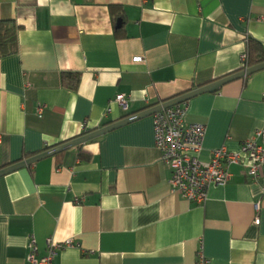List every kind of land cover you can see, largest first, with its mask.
<instances>
[{
  "label": "crops",
  "instance_id": "obj_1",
  "mask_svg": "<svg viewBox=\"0 0 264 264\" xmlns=\"http://www.w3.org/2000/svg\"><path fill=\"white\" fill-rule=\"evenodd\" d=\"M0 20L19 26L0 55V169L85 119L92 130L241 70L252 40L264 57V0H0ZM186 102L185 122L206 127L201 160L237 151L264 127V68ZM243 165L185 200L153 115L24 165L0 176V264H28L48 237L71 241L53 264H264V165L255 179Z\"/></svg>",
  "mask_w": 264,
  "mask_h": 264
},
{
  "label": "built area",
  "instance_id": "obj_2",
  "mask_svg": "<svg viewBox=\"0 0 264 264\" xmlns=\"http://www.w3.org/2000/svg\"><path fill=\"white\" fill-rule=\"evenodd\" d=\"M243 68L247 66V55L242 54ZM134 62L141 60L140 56L132 58ZM116 103L123 110L128 109L127 98L118 95ZM187 102L162 108L153 113L154 145L160 154V160L170 168L169 184L182 198L194 203H202L206 199L210 185H223L229 179L228 168L232 164H243L250 179L258 176L264 165V145L256 142V137L264 138V127L255 130L252 138L241 143L239 150L231 152L225 146L210 152L208 160H201L199 153L206 127L199 122H185L184 116ZM83 132L88 130L87 120L81 123ZM246 161V163H245ZM258 208V205H255ZM258 224L259 218L253 221ZM71 241L59 242L51 237L44 242V253L37 255V247L32 242L27 254L28 264H53V260L64 246H70ZM202 261V260H201Z\"/></svg>",
  "mask_w": 264,
  "mask_h": 264
},
{
  "label": "water",
  "instance_id": "obj_3",
  "mask_svg": "<svg viewBox=\"0 0 264 264\" xmlns=\"http://www.w3.org/2000/svg\"><path fill=\"white\" fill-rule=\"evenodd\" d=\"M262 68H264V61L257 63V64H254V65H251V66H248L246 68H243L237 72L226 75L222 78H219V79L212 81L208 84H205L203 86H199L195 89H192V90H189V91L184 92L182 94H179L175 97L164 100V101H162L156 105L145 108V109H143L139 112H136L134 114L126 115L121 119H118L116 121H113L111 123L103 125L101 127L92 129L91 131H89L87 133L81 134L75 138H72V139L67 140L65 142H62L60 144H57L51 148H48V149L43 150L37 154H34L28 158L19 160L15 163H12L8 166L1 168L0 169V176L4 175L10 171L16 170L20 167H23L24 165L31 164V163L39 160V159H42V158L51 156L53 154L59 153L61 151H64L70 147L83 144V143H85L89 140H92V139H94V138H96V137H98V136H100V135H102L108 131L116 129L120 126H123L125 124L130 123V122H133V121L138 120L140 118L152 115L153 113L161 110L162 108H167V107L173 106L175 104L187 101L191 97L198 95L200 93H203V92L214 91V90L218 89L221 85H223L229 81L244 77V76L249 75L252 72L259 70V69H262Z\"/></svg>",
  "mask_w": 264,
  "mask_h": 264
},
{
  "label": "trees",
  "instance_id": "obj_4",
  "mask_svg": "<svg viewBox=\"0 0 264 264\" xmlns=\"http://www.w3.org/2000/svg\"><path fill=\"white\" fill-rule=\"evenodd\" d=\"M18 28L19 26H17L12 20H0V55L10 54L15 51L16 31ZM256 50L257 52H260V44L254 42L253 40L250 41L247 56V65H254L264 61L262 53H258L256 56L253 55ZM78 79V72L66 71L62 73V80L69 88H74L78 82ZM89 131H91V129L86 130V132L82 131L81 134L87 133Z\"/></svg>",
  "mask_w": 264,
  "mask_h": 264
}]
</instances>
